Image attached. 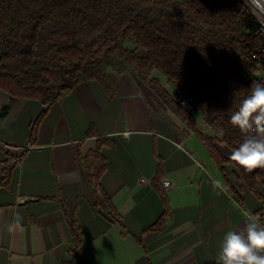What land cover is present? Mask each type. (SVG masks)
Returning <instances> with one entry per match:
<instances>
[{
    "label": "crops",
    "instance_id": "1",
    "mask_svg": "<svg viewBox=\"0 0 264 264\" xmlns=\"http://www.w3.org/2000/svg\"><path fill=\"white\" fill-rule=\"evenodd\" d=\"M153 78L178 101L180 92L158 71L147 80L139 71H125L112 86L104 80H82L50 108L35 145L29 136L42 103L15 99L0 89V144L10 145L6 147L14 155L28 151L9 187H0V264H64L69 254L76 255L75 264H212L225 234L243 228L244 213L264 208L245 182L244 205L231 195L205 143L155 93L149 84ZM4 107H9L7 114H2ZM195 118L198 129L215 139L228 159L233 148L217 140L203 112ZM93 126L113 142L101 149L105 161L89 157L98 146L97 137H88ZM5 149L0 147V175ZM159 158L165 169L162 185L169 182L163 189L171 215L163 231L144 233L165 211L153 186ZM102 165L106 170L100 185L120 223L97 207L102 192L91 183L88 168ZM224 166L236 186L239 168L232 161ZM213 181L219 187L214 189ZM259 190L264 196L262 184ZM62 200L80 232V251Z\"/></svg>",
    "mask_w": 264,
    "mask_h": 264
},
{
    "label": "trees",
    "instance_id": "2",
    "mask_svg": "<svg viewBox=\"0 0 264 264\" xmlns=\"http://www.w3.org/2000/svg\"><path fill=\"white\" fill-rule=\"evenodd\" d=\"M144 6H168L173 12L145 14L140 11ZM260 29L256 15L244 0H0V89L12 98L42 103L43 110L33 121L29 136L35 145L41 122L56 102L82 80L103 81L95 72L88 74L101 51L95 50V43L104 40V45H109L111 37L122 36L136 45L134 50L125 49L124 53L140 76L147 80L153 72H161L182 96L195 100L217 140L235 149L245 134L230 124V114L250 93L253 82L264 84L263 78L250 75L243 66L258 62L264 67V33ZM217 30H223L224 37L215 36ZM239 32L241 35L237 36ZM88 40L92 43L86 44ZM142 51L146 53L144 56L139 55ZM238 57H242V63ZM149 84L205 143L231 195L244 205L241 192L245 182L264 202L259 190L260 184L264 186V168L250 172L237 165L241 177L236 174L234 186L224 166L231 160L218 151L216 140L198 129L196 118L181 107L159 79L153 78ZM107 90L114 95L108 86ZM8 110L9 107H4L2 114ZM220 129L224 130L223 135L218 134ZM88 137L98 138L97 149L89 157L105 161L101 149L112 146L113 142L100 137L94 126ZM5 153L0 187H9L14 170L28 151L19 155L8 150ZM159 161L153 186L163 200L165 211L144 233L163 231L171 215L170 198L162 185L165 169L163 161L160 158ZM88 169L91 183L96 191L102 192L97 207L107 210L120 223L121 216L100 185L106 166ZM62 204L77 240L76 251H80V232L71 221L64 200ZM254 215L264 227V208ZM137 239L144 248L142 239Z\"/></svg>",
    "mask_w": 264,
    "mask_h": 264
},
{
    "label": "clouds",
    "instance_id": "3",
    "mask_svg": "<svg viewBox=\"0 0 264 264\" xmlns=\"http://www.w3.org/2000/svg\"><path fill=\"white\" fill-rule=\"evenodd\" d=\"M229 122L245 138L228 159L248 171L264 168V84L252 83L250 93L231 112ZM218 134L223 135L224 130L220 129ZM213 187H219V182L213 181ZM244 215L243 228L225 234L216 264H264V227L254 214Z\"/></svg>",
    "mask_w": 264,
    "mask_h": 264
},
{
    "label": "rangeland",
    "instance_id": "4",
    "mask_svg": "<svg viewBox=\"0 0 264 264\" xmlns=\"http://www.w3.org/2000/svg\"><path fill=\"white\" fill-rule=\"evenodd\" d=\"M140 11L145 14L149 12H153L154 14H159L160 12H173V9L168 6H161V7L144 6L141 8ZM243 31L245 30L242 27L241 32ZM214 35L215 36L217 35V37H224L223 36L224 32L223 30H217L216 32H214ZM236 35L240 36L241 33L239 32ZM90 43H92L91 40H88L86 44H90ZM108 44L109 45H104V40L95 43L94 45L95 50L101 49V51L96 61H94V63L91 64L88 70V74H90L91 72H95L97 75L100 76V78H102V80H104V82H107L108 85L112 86L118 74L125 71L131 73H138L137 68L132 66L128 62L126 55L124 53L125 49L134 50L136 48V45L134 42L125 41L122 38V36L111 37V40H109ZM83 46H85V43L83 44ZM145 54L146 53L144 51L139 53L140 56H144ZM238 61L242 63L243 61L242 57H238ZM243 66L250 75H254L264 79V67H262L260 63L256 62L255 65L253 64L247 65L246 63H243ZM45 82L49 84L48 80ZM45 82H43V84Z\"/></svg>",
    "mask_w": 264,
    "mask_h": 264
},
{
    "label": "built area",
    "instance_id": "5",
    "mask_svg": "<svg viewBox=\"0 0 264 264\" xmlns=\"http://www.w3.org/2000/svg\"><path fill=\"white\" fill-rule=\"evenodd\" d=\"M257 20H258L259 24L261 25V29H260L261 32L264 33V21L261 18H259L258 16H257ZM178 102L180 103L181 107L185 111H187L190 115H192L194 117H196L201 112L199 107L197 106L195 100L192 98H186V97L180 95L178 98ZM6 146L10 147V145L3 146L0 144V147L6 148L5 150H8V147H6ZM163 185L165 187H167L169 185V182L166 180V181H164ZM75 263H76V255L75 254H69L66 257L65 262H64V264H75Z\"/></svg>",
    "mask_w": 264,
    "mask_h": 264
},
{
    "label": "water",
    "instance_id": "6",
    "mask_svg": "<svg viewBox=\"0 0 264 264\" xmlns=\"http://www.w3.org/2000/svg\"><path fill=\"white\" fill-rule=\"evenodd\" d=\"M252 12L264 21V0H244Z\"/></svg>",
    "mask_w": 264,
    "mask_h": 264
}]
</instances>
